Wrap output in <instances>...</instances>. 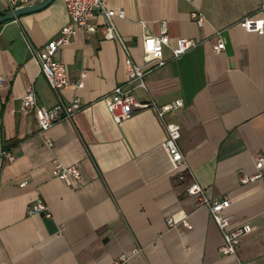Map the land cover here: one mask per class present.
Segmentation results:
<instances>
[{
	"label": "crops",
	"instance_id": "obj_1",
	"mask_svg": "<svg viewBox=\"0 0 264 264\" xmlns=\"http://www.w3.org/2000/svg\"><path fill=\"white\" fill-rule=\"evenodd\" d=\"M106 6L123 11L113 25L138 66L142 35H156L158 22H166L164 64L145 74V90L133 88L131 94L156 105L180 100L165 119L178 129L177 147L190 179L207 198L228 199L229 229L250 227L236 247L239 260L264 264V187L237 181L254 172L256 156L264 158V33L236 25L243 17L264 20V0H106ZM7 12L0 5V16ZM66 21L62 2L53 0L0 23V264H112L133 249L139 252L127 264H233L217 255L220 234L206 209L185 194L190 180H179L171 168L165 132L152 111L112 122L103 98L124 84V56L98 28L76 34L56 53L70 80L83 75L81 89L60 94L62 101L74 95L80 100L70 120L41 133L34 109L21 107L28 90L34 107L56 103L35 53ZM179 38L196 46L171 58ZM218 43L223 49L214 53ZM54 160L76 166L80 179L67 185L53 178ZM36 202L48 217L30 212ZM182 216L189 230L165 223Z\"/></svg>",
	"mask_w": 264,
	"mask_h": 264
},
{
	"label": "built area",
	"instance_id": "obj_2",
	"mask_svg": "<svg viewBox=\"0 0 264 264\" xmlns=\"http://www.w3.org/2000/svg\"><path fill=\"white\" fill-rule=\"evenodd\" d=\"M34 0H0V5L8 11L30 5ZM63 4L67 21L58 30L57 34L48 40L35 53V58L39 70L45 81L56 97V103L48 108L34 107V96L31 90H28L20 98V105L24 109H34V121L39 132L44 133L50 127L60 121H68L80 109V100L77 96H72L68 101H62L60 94L66 89L79 90L82 88V77L80 74L76 80H70L65 72L64 66L56 59V53L60 48L69 45L70 40L78 33H93L97 28L103 39L117 43L123 53L124 68L126 79L123 85L113 88L109 94L103 98L106 110L114 124H120L131 117L135 111L151 110L159 121L165 132L163 143L171 168L178 173V179L187 177L190 185L185 189L187 196L195 198V207L206 209L209 219L214 224L220 234L221 243L216 252L217 255L230 257L233 264H243L237 254L236 247L241 237L250 232V227L241 225L229 229V216L225 210L229 206V201L225 196L207 198L204 191L190 179V173L177 147L179 138L178 129L166 122V115L181 107L180 100H174L162 105H156L151 99L145 102H138L131 94L133 88L145 90L143 78L151 69L161 67L164 60L161 57L163 47L169 45L166 22H158V32L156 35H142L140 39L142 66H138L131 60L128 50L118 35L113 19L123 18L122 10H111L106 6V0H60ZM263 10V7L259 8ZM95 18L100 20L99 25L93 21ZM189 18L196 26H201V18L195 13H189ZM236 25L246 33L262 35L264 33V20L262 18L243 17ZM196 43L183 38L176 39L170 47L171 58H177L186 51L195 47ZM223 49V45L218 43L212 46L211 50L218 53ZM2 80L0 78V84ZM44 144L50 147L49 140L45 139ZM7 162L11 161L8 153L3 152ZM254 172L250 175H239L237 181L240 186L253 183H260L264 187V158L256 156L253 161ZM50 174L53 178L60 180L65 184L70 181H78L80 172L74 165L64 166L57 161H52ZM20 184L19 186H22ZM32 214H46L44 205L36 202L30 208ZM169 228L180 227L185 230L190 229L186 216L180 218H167L165 220ZM139 252L133 249L128 254L118 255L112 264H127L129 259Z\"/></svg>",
	"mask_w": 264,
	"mask_h": 264
},
{
	"label": "water",
	"instance_id": "obj_3",
	"mask_svg": "<svg viewBox=\"0 0 264 264\" xmlns=\"http://www.w3.org/2000/svg\"><path fill=\"white\" fill-rule=\"evenodd\" d=\"M53 0H39L38 2L30 5H26L17 9H14L12 11H8L4 15L0 16V23L12 20L18 16L25 15L31 12H35L37 10H40L44 7H46L48 4H50Z\"/></svg>",
	"mask_w": 264,
	"mask_h": 264
}]
</instances>
